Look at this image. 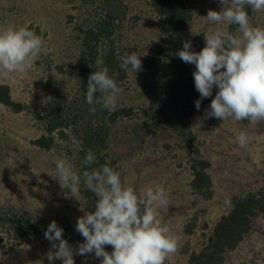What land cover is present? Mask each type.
<instances>
[{
	"label": "rangeland",
	"instance_id": "obj_1",
	"mask_svg": "<svg viewBox=\"0 0 264 264\" xmlns=\"http://www.w3.org/2000/svg\"><path fill=\"white\" fill-rule=\"evenodd\" d=\"M107 1L0 0V27L28 25L39 30L46 42L26 75H0V86H8L13 100L26 107L16 113L0 103L1 216L26 214L35 223L49 226L56 221L76 231V222L84 214L80 209L95 211L98 198L84 186L78 167L84 129L98 122L81 91V69L86 32L100 27ZM114 1L116 35L97 44V63L116 47L120 58L137 52L143 70L125 72L123 92L112 112L126 109L131 114L109 124L101 156L138 193L149 186L165 188L169 203L158 210V218L178 237V247L164 264H192V255L203 249L215 225L230 212L231 200L264 190V121L249 126L248 121L223 123L211 118L195 127V118L204 117L217 89L197 110L195 101L200 94L194 84L195 66L183 62L179 51L163 56L153 52L163 20L149 0ZM184 1L193 15L188 26L195 39L192 50L199 52L206 46L205 35L217 27L203 18L210 9L222 10L220 0ZM249 17L254 26L264 27V11L250 8ZM56 113L68 128L63 135H54L51 150L42 149L35 142L47 135V120ZM242 130L250 136L246 148L233 142ZM59 157H67L81 174L80 201L57 179ZM200 161L210 163L213 195L209 199L192 194L190 188L193 169ZM189 225L191 233H187ZM50 248L51 243L33 231L19 236L9 224L0 222V264L41 260L49 264ZM101 259L88 254L87 264H101ZM74 260L85 264L83 256L74 255ZM222 264H264V215L253 222L250 233L225 255Z\"/></svg>",
	"mask_w": 264,
	"mask_h": 264
},
{
	"label": "clouds",
	"instance_id": "obj_2",
	"mask_svg": "<svg viewBox=\"0 0 264 264\" xmlns=\"http://www.w3.org/2000/svg\"><path fill=\"white\" fill-rule=\"evenodd\" d=\"M220 4L221 11L210 9L203 18L217 26L205 35L206 46L196 52L192 42L186 41L177 53L183 62L195 66L194 84L200 94L195 101L197 110L202 100L212 97L214 88L217 89L204 117L195 118V127H202L203 120L211 118L223 123L248 121L253 126L264 121V27L250 22L247 8L264 11V0H220ZM225 23L237 26L235 32L223 27ZM45 46L43 37L28 25L0 27V75H26ZM140 57L137 52L128 53L120 58L119 67L126 73L142 71ZM117 76L118 73L110 75L107 67H98L89 76L86 101L93 112L96 106L108 111L116 108L123 92ZM249 140L248 132L242 130L233 142L246 148ZM95 163V154L89 149L81 165L90 168ZM74 167L67 157L56 160L61 187H67L79 200L82 178ZM82 177L84 186L98 198L94 212L80 209L84 214L78 218L75 229L84 242L74 249L63 238L64 230L52 221L44 233L51 243L46 257L49 264L56 260L75 264L74 255L85 257L87 264V255L91 253L102 258L101 264H164L177 252L178 237L158 218V210L169 203L162 185L149 186L138 193L107 164L83 171ZM108 245L113 248L111 253L105 250Z\"/></svg>",
	"mask_w": 264,
	"mask_h": 264
},
{
	"label": "trees",
	"instance_id": "obj_3",
	"mask_svg": "<svg viewBox=\"0 0 264 264\" xmlns=\"http://www.w3.org/2000/svg\"><path fill=\"white\" fill-rule=\"evenodd\" d=\"M107 2L104 9V19L100 23V27L88 30L84 39L85 51L83 52L84 64L81 69V91L85 99L89 76L98 67H107L110 75L118 73L117 83L119 87L126 77L125 71L119 67L120 53L116 47L110 50L102 63H97L99 55L97 44L101 40L111 41L117 31L116 23L118 18L115 17V1L108 0ZM149 2L154 12L163 20L160 40L153 49L156 56L180 51L186 41H191L192 47L195 45V39L190 36L188 29L193 15L184 0H149ZM247 11L250 14V8ZM236 27L235 25H229L227 30L235 32ZM29 28L34 30L37 35L42 36L39 30L34 27ZM0 103L16 113H21L26 108L13 100L10 88L5 85L0 86ZM96 109L98 122L88 124L84 129V138L78 161L81 173L85 170H90V168H98L100 165L106 164V161L101 156V150L106 146L109 124H113L119 118L127 117L131 114L126 109L117 112L103 110L99 106H96ZM66 128H68V125H66L65 121L59 116L57 117V113L54 114L51 119L47 120L45 130L47 135L38 139L35 144L42 149L51 150L56 141L54 135L57 132L63 135ZM89 149L95 154L96 163L91 165L90 168H86L81 165V161L85 158ZM209 168V162L200 161L193 169V179L190 183L192 194L204 199H209L213 195V182L208 173ZM260 215H264V190L235 196L231 200L230 212L218 221L203 249L192 255L191 263L222 264L225 255L229 251L235 250L244 241L252 230L253 222ZM0 222L9 224L19 236L30 230L41 239H45L44 233L48 228V226L35 223L26 214L0 215ZM61 228L64 230L63 238L68 242H74L77 246L84 242V238L77 231L66 227ZM187 233H191L190 225L187 228ZM105 250L111 253L113 248L108 245L105 246Z\"/></svg>",
	"mask_w": 264,
	"mask_h": 264
}]
</instances>
